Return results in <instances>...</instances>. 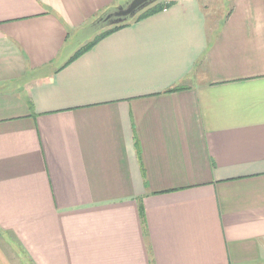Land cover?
Listing matches in <instances>:
<instances>
[{
	"label": "crops",
	"instance_id": "1",
	"mask_svg": "<svg viewBox=\"0 0 264 264\" xmlns=\"http://www.w3.org/2000/svg\"><path fill=\"white\" fill-rule=\"evenodd\" d=\"M130 1L0 0V264H264V0Z\"/></svg>",
	"mask_w": 264,
	"mask_h": 264
},
{
	"label": "water",
	"instance_id": "2",
	"mask_svg": "<svg viewBox=\"0 0 264 264\" xmlns=\"http://www.w3.org/2000/svg\"><path fill=\"white\" fill-rule=\"evenodd\" d=\"M162 0H131L126 6L117 8L103 18L104 25L112 28L135 19L140 13Z\"/></svg>",
	"mask_w": 264,
	"mask_h": 264
},
{
	"label": "trees",
	"instance_id": "3",
	"mask_svg": "<svg viewBox=\"0 0 264 264\" xmlns=\"http://www.w3.org/2000/svg\"><path fill=\"white\" fill-rule=\"evenodd\" d=\"M172 5V3H163V2H158L155 5L149 7L148 9H146L145 11H143L142 13H140L135 19L122 24L120 26H116V27H112L109 28L105 31H103L93 42L89 43L88 45L84 46L79 52H77V54L74 56V59L83 55L84 53H86L87 51H89L97 42H99L100 40L106 38L107 36L113 34L114 32H117L127 26H129V24L134 21H140L143 20L147 17H150L152 15L158 14L162 11H164L165 9L169 8ZM107 15L103 16L102 18H100V20L97 22L98 26H105L104 22H103V18H105Z\"/></svg>",
	"mask_w": 264,
	"mask_h": 264
},
{
	"label": "rangeland",
	"instance_id": "4",
	"mask_svg": "<svg viewBox=\"0 0 264 264\" xmlns=\"http://www.w3.org/2000/svg\"><path fill=\"white\" fill-rule=\"evenodd\" d=\"M165 0L163 1V3ZM208 3H210V0H207ZM106 26H98V27H92L89 28L86 32L82 34V39L86 40L88 38H91L89 42H91L97 35L101 34L103 31L107 30Z\"/></svg>",
	"mask_w": 264,
	"mask_h": 264
}]
</instances>
